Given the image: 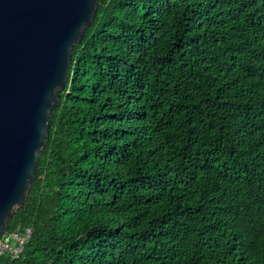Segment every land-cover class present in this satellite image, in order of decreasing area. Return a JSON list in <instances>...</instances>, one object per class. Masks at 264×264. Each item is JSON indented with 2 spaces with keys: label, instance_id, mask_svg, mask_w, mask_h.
Wrapping results in <instances>:
<instances>
[{
  "label": "trees",
  "instance_id": "1",
  "mask_svg": "<svg viewBox=\"0 0 264 264\" xmlns=\"http://www.w3.org/2000/svg\"><path fill=\"white\" fill-rule=\"evenodd\" d=\"M0 264H264V0H97Z\"/></svg>",
  "mask_w": 264,
  "mask_h": 264
},
{
  "label": "water",
  "instance_id": "2",
  "mask_svg": "<svg viewBox=\"0 0 264 264\" xmlns=\"http://www.w3.org/2000/svg\"><path fill=\"white\" fill-rule=\"evenodd\" d=\"M97 0H0V236L25 201Z\"/></svg>",
  "mask_w": 264,
  "mask_h": 264
},
{
  "label": "built area",
  "instance_id": "3",
  "mask_svg": "<svg viewBox=\"0 0 264 264\" xmlns=\"http://www.w3.org/2000/svg\"><path fill=\"white\" fill-rule=\"evenodd\" d=\"M31 234L29 227H25L22 230H14L8 233H3L0 236V255L8 253L10 257H17L23 245L27 242Z\"/></svg>",
  "mask_w": 264,
  "mask_h": 264
}]
</instances>
